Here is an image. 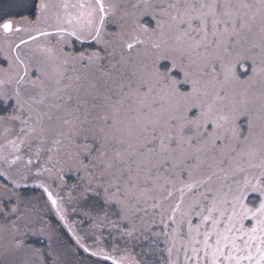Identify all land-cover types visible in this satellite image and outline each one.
Returning <instances> with one entry per match:
<instances>
[{
  "label": "snow or ice",
  "instance_id": "snow-or-ice-1",
  "mask_svg": "<svg viewBox=\"0 0 264 264\" xmlns=\"http://www.w3.org/2000/svg\"><path fill=\"white\" fill-rule=\"evenodd\" d=\"M33 7L0 16L6 264H264V0Z\"/></svg>",
  "mask_w": 264,
  "mask_h": 264
},
{
  "label": "trees",
  "instance_id": "trees-1",
  "mask_svg": "<svg viewBox=\"0 0 264 264\" xmlns=\"http://www.w3.org/2000/svg\"><path fill=\"white\" fill-rule=\"evenodd\" d=\"M26 1L32 2V3H28L29 5H26L27 4ZM24 3H26L25 6H22ZM34 11H35V8L33 7V0H0V16H3L5 18L23 15V14L33 16ZM75 43H78V41H76ZM80 44L84 45L85 50H89L91 47H94V45L88 41H86L84 43L81 42ZM74 46H75V44H74ZM74 49H76V48L74 47ZM21 191H23L26 195H29V196L37 195L40 192L39 189H34L32 187L22 188ZM41 203H43L42 200H41ZM47 218L49 220H51L53 227L58 228L59 233H60V237H61V242L66 243L69 246V248L71 249V247L74 246L75 242L72 239L71 234L68 233L66 228H64L63 222H61L59 220V218L55 215L54 212H49L47 215ZM69 218H70V220H74V221L78 220V216L76 214L74 215V214L70 213ZM42 241H43V239H40V242H42ZM40 246H41V248H45L42 245H40ZM79 257L86 258L87 261H91V262H93V264H95V262L98 261V258L89 257L88 254L83 253L82 250H80V252H79ZM79 257H77V258H79ZM68 259H72V257L69 256ZM100 264H104V262L100 261Z\"/></svg>",
  "mask_w": 264,
  "mask_h": 264
},
{
  "label": "rangeland",
  "instance_id": "rangeland-1",
  "mask_svg": "<svg viewBox=\"0 0 264 264\" xmlns=\"http://www.w3.org/2000/svg\"><path fill=\"white\" fill-rule=\"evenodd\" d=\"M27 3V4H26ZM26 3H24L22 6H25V4L26 5H29L28 3H32V2H27L26 1ZM24 16H28L29 18H32V16H29V15H27V14H23V15H18V16H13V17H6V18H15V19H20L21 17H24ZM86 42V41H85ZM81 42L80 41H78V43H74L75 44V46H73V47H75L76 49H74V50H76V51H85V49H84V45H82V44H80ZM84 43V42H83ZM83 49V50H82ZM0 63H3V59H2V57H0ZM75 215V214H74ZM51 221V220H50ZM37 238V237H36ZM40 239H43V241L42 242H40ZM42 245L43 247H45L46 248V241L44 240V238H37V242H36V244L35 245H38L37 247H41L40 245ZM10 257H5V255L2 253V252H0V262H5V264H6V262L7 261H10ZM85 260L87 261V259L85 258Z\"/></svg>",
  "mask_w": 264,
  "mask_h": 264
},
{
  "label": "flooded vegetation",
  "instance_id": "flooded-vegetation-1",
  "mask_svg": "<svg viewBox=\"0 0 264 264\" xmlns=\"http://www.w3.org/2000/svg\"><path fill=\"white\" fill-rule=\"evenodd\" d=\"M36 242H37V238L36 237H30V243H32V244H36ZM35 246H37V245H35ZM86 254V253H85ZM101 262H103V261H101Z\"/></svg>",
  "mask_w": 264,
  "mask_h": 264
}]
</instances>
